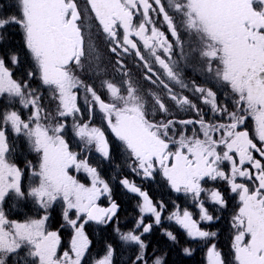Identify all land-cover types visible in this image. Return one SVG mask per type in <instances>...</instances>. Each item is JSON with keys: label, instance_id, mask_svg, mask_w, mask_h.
<instances>
[{"label": "snow or ice", "instance_id": "obj_1", "mask_svg": "<svg viewBox=\"0 0 264 264\" xmlns=\"http://www.w3.org/2000/svg\"><path fill=\"white\" fill-rule=\"evenodd\" d=\"M153 2L158 7L154 8ZM153 2L88 0L94 19L107 35L109 50L117 56L129 53L137 56L146 68L145 79L153 84L158 82L176 106H188L199 114L200 110L187 96L174 92L165 80L157 76L142 54L138 41L133 39L138 37L143 42V48L148 49L164 70L168 81L179 84L181 88L188 87L175 70L178 65L172 60L175 47H179L180 54L184 55L178 24L162 0ZM167 4L180 17L179 27L195 41L196 47L189 44V48L203 61L204 71L231 90L234 101L233 110L229 111L227 106L217 104L216 94L211 89L192 83V90L201 94L203 102L210 104L213 112L221 116L227 114V123H210L202 117L197 121L150 120V112L158 110L169 114L164 99L138 88L130 79L121 80L119 86L104 79L97 62L93 65L95 74L101 77V87L111 97L110 102L102 99L95 88L85 84L73 71V68L83 71L84 64L91 63L93 59L99 61V57L94 55L96 49L90 37L86 47L85 33L90 29L85 25V16L77 0H15L9 5L16 8L15 14H0V32H7L13 26L22 29L24 45L36 69L27 75L31 78L38 73L43 84L55 91L60 117H75L81 112L75 90L84 88L91 96V101L85 97V103L90 105V114L91 106L98 104L103 119L123 142L144 176L151 177L153 172L160 171L177 192L192 193L197 199L202 192H207L211 201L221 208L227 207L224 193L218 189H205L202 182L206 178L226 181L231 192L238 194L240 202L232 218V226L236 230L231 245L234 264H264V0H167ZM150 12L162 14L174 40H169L156 26ZM138 14L142 19L134 23ZM6 58L13 65L20 62L16 54L0 56V96L19 97L20 103L24 107L31 106L34 113L27 121L17 111L0 116V264H7L8 256L18 253L22 247L28 249L33 264H82L90 246L84 225L88 221L107 223L116 215L118 205L114 201L108 208L98 205L101 196L107 194L111 197L108 183L100 179L96 168L70 149L63 135V123L48 125L41 122L48 117L41 115L39 97L28 89L26 82L13 78ZM117 64L124 67L122 59L117 60ZM153 76L157 78L153 79ZM249 118L253 121L255 142L245 127ZM177 123L199 124L200 132L194 131L191 136L182 132L179 139L170 137L169 132L175 130ZM9 126L12 132L27 137L31 149L39 154L38 171L33 172L38 183L27 191L21 187V169L7 159ZM73 127L85 148L95 146L104 157L110 155L109 144L101 128L90 126V122L76 124L75 121ZM224 162L230 165L227 171L222 167ZM28 166L33 167L31 163ZM73 169H83L88 173L91 185L81 183L70 174ZM239 179L250 181L252 186L238 182ZM121 183L143 197L141 211L153 214L155 223L159 224L161 211L157 210L147 193L127 179ZM10 193L21 199L33 198L45 212L54 202L61 200L65 205L64 220L74 229L71 240L74 256L68 251L63 252V258L57 255L60 235L47 230L48 215L24 223L9 221L3 204ZM160 208L162 210V204ZM199 209L201 220L212 222L216 218L209 213L203 201L199 202ZM71 210H75V219L69 217ZM173 215L189 236L209 240L216 235L202 230L188 211L182 214L177 211ZM141 225V234L130 231L121 234L120 238L135 242L140 249L136 260L139 264H148L144 256L147 245L141 235L150 232L152 224H144L141 218L137 227ZM166 234L170 239H176L171 232ZM185 251L190 252L188 249ZM113 253L114 249L108 245L106 254L96 264H112ZM207 257L208 264H226L215 244L209 247ZM153 264L163 262L157 258Z\"/></svg>", "mask_w": 264, "mask_h": 264}, {"label": "flooded vegetation", "instance_id": "obj_2", "mask_svg": "<svg viewBox=\"0 0 264 264\" xmlns=\"http://www.w3.org/2000/svg\"><path fill=\"white\" fill-rule=\"evenodd\" d=\"M150 2H153V0H150ZM77 3L83 15L85 16L86 27L89 28L90 30L93 29V31L91 32L86 31L85 33L86 47L89 43L88 42L89 37L90 38L93 37L94 41L96 40V41H99L100 43L101 42L104 43V45L101 44L103 45V48L94 53L95 56L100 57L99 64L101 66V69L103 70V78L111 80L114 83H117L118 86L120 85L121 80L127 81L130 79L132 83L138 88L147 90L151 93H156L162 99H164L165 104L168 106L169 114H164L158 110L155 111L154 113L150 112L149 117H148L150 120L166 121V120L171 119L175 121H182V120L197 121L202 117L206 122H210V123H227L228 122L227 114H224L223 116H221L220 114L213 112L211 105L205 104L203 102L201 98V94L195 93L192 90L193 82H195V84L200 87L211 89L216 94V102L218 105L227 106L229 111L233 110L234 97H232L231 93H229V90L226 89L227 86L224 87L220 82H218L214 78L212 74L204 71L203 63L201 64V66H197V64L193 62L192 60L193 58L191 57L188 58V55L186 53H184V55L180 54L179 47L174 48L173 54H172V60L175 61L176 64L178 65V67L175 70L180 74L183 82L188 85L187 88H181L179 84H176L175 82H171L167 80V77L163 74L164 70L161 69L159 64L154 61V58L149 54L148 49L143 48L142 46L143 42L139 41L138 37H133V39L138 41V46L141 48L142 54L145 55V58L149 61L154 71L156 72L157 76H159L160 79L165 80V82L169 84V87H171L174 92L180 95H183V96H187L193 102V104L196 105V108L200 110L199 114H197V112L194 109L189 108L188 106H182V107L176 106L173 101L167 98L166 91L162 88V86L158 82L156 84H153L151 81L145 79V75L147 74L146 68L144 66V63L140 61L137 56H135L132 53L121 54L120 56H117V54L112 53L109 50L110 43L107 38V35L103 33L100 26L97 23H95L94 16L90 11V5L88 3L87 4L83 3V0H77ZM162 3H165V7H166V10L169 11V15H172L173 19L177 22L178 30L181 35V39L184 42V49L188 50L189 43L190 41L193 40V38L190 35H187L183 28L179 27L180 17L174 14L168 8L167 0H162ZM87 5L89 6V8L86 7ZM153 7L155 8L158 6L155 5L153 2ZM150 15L153 17L156 23V26L161 31L165 32V34L168 36V39L174 40L175 38L171 36L166 23L163 21L162 14L150 12ZM141 19H142L141 15L139 14L136 15L134 19V23H138ZM122 31L123 30L121 28L120 32L122 33ZM11 37L17 38L19 36L11 35ZM2 40H3V32L1 33V37H0V46H1ZM14 46L15 45H10L9 48L7 49L13 50L12 48ZM12 54L14 53H11V55ZM0 56H2L1 53H0ZM119 59L123 60V63H124L123 68H121V66L117 64V60ZM5 62H6V65L13 72V78L17 79L18 81L26 82L28 85V89L33 91L35 94L38 93L40 95V102L44 104V102L46 101V97H47V89L45 88L46 85L43 84V82L40 80L38 73L36 75H33L31 78H29L27 74L30 72V69L27 65L22 66V65H19V63L13 65L9 63L8 59H6ZM93 65H95V59L91 60V63L84 64V70L82 71L84 75V80L89 85H91L93 88L97 90L98 94L101 96L102 99H104L106 102H110L111 100L110 94L107 93V90L105 88L101 87V77H99L98 79H95L93 76L89 74V72H92V70H94ZM35 72H36V69H35ZM125 73H127V75H125ZM156 78H157L156 76H153V79H156ZM88 100L91 101L90 94H88ZM78 106L81 109L80 113L82 115L81 119L83 122H90V126L99 127L101 128L102 131H104L105 137L109 144L110 155L107 158L101 157L100 154L102 153L98 152L95 149V146H91L90 148H85L84 146L81 147L79 141L77 140L74 134L73 129L70 127H67L64 132V137L66 141H68L67 132H70L73 137L74 145H71L70 142L68 141L70 148L76 152L79 151L81 153H85L86 155L85 160L91 167H94V168H96V166L93 165L96 157L104 158L107 164L111 165V167L109 166L106 171V176L108 177V179H111V178L114 180L116 179L115 177L116 169L112 167V162L115 161L120 164L127 165L130 173H127V172L126 173L117 172V173L121 177L120 184L124 187L125 191L131 197L137 200L136 209L141 211V208L143 207V197H141L138 193L131 192L124 184H122L121 181L124 179H127L130 182L134 183L137 187L141 189V191L147 193L148 197L151 199L153 204L157 207V210L161 211V219H160L159 224L155 223V216L153 214L141 211L142 215L140 214L139 219L143 218V220L146 221L147 224H152L151 231L148 233H143L141 235L142 239L145 236L152 234V232L156 228H158L159 230H161L162 235H164L170 241V245H171L170 249L171 250L174 249L175 251H181V253H183L187 257V260L189 261L197 257H202L203 259L202 264H208V257H207L208 249L211 246V244H215L217 249L220 250L223 256L225 257L226 264H234L233 251H232L231 245H232L236 230L232 226V218L235 212L238 210L240 202H239L238 194L231 192L230 186L228 185V183L226 181L220 180L219 178L217 180H209L206 178V181L202 182L203 188L218 189L224 193L225 199L227 201V207L221 208L220 206L215 205L211 201L207 192H202L198 199L194 198L193 195L189 193H185L184 191L177 192L168 182L166 177L163 176L162 172L160 171L153 172V175L151 177L144 176L143 173L137 168V165L134 162V159L129 157V152L126 149L123 142L120 141L115 136L114 133H112L110 127L108 126L107 120L103 119V113L100 111L98 104L91 106V114L89 111L90 105L88 106V110H87L86 107L84 106L82 97H80L78 100ZM9 111H17L22 116L23 119L25 120L27 119L26 110L22 108L18 100L14 98H10L7 95L0 96V116H2L3 113L9 112ZM245 127L249 131L250 136L254 138V142H255V137L253 133L254 125H253V121L251 120V118H249V120L246 122ZM194 131L197 133L200 132L199 124L182 125V124L177 123L175 126V130L169 132V136L174 137L175 139H179V135L182 132L188 136H191ZM8 142H9V153L7 154V159L10 163L15 164L21 169L22 171L21 187H22L23 183L25 182L24 180L27 179L28 177L27 169H28L29 163L33 160V152L31 150V147H30V144L27 138L22 133L17 135L16 133L12 132L10 128L8 131ZM97 152L100 154H97ZM11 155H18V158L21 156L20 158H22V160L27 158V160H30V161L28 163H25V164L23 163V165H21V163H15V162L10 161ZM30 155H32V158H30L31 157ZM257 158H260L258 154H257ZM222 167L224 168L225 171H227L230 165L228 164V162H224ZM134 169L136 170L134 171ZM159 180L163 181V184H165L171 189V193L169 194L168 198H165L163 195L161 196V198H157L150 194V192H152V190L150 189L151 187H155L157 185L160 186ZM103 181L109 184L107 180H103ZM238 182L249 184L250 187L252 186V183L250 181L239 179ZM10 197L11 196L7 197L5 202ZM14 199L18 200V202L21 201L22 202L21 204H23L22 207H24V205L31 204V202H28V200H23L17 197H15ZM113 201L117 204L116 200L110 197V202H113ZM200 201H203L204 206L208 208L209 213L212 214L214 217H216L212 222L203 221L200 219V209H199ZM166 203L169 204V209H170L167 212H166L167 210ZM110 204L111 203L109 202L108 203H105L103 201L98 202V205L102 208L109 207ZM161 204L163 205L162 210L160 208ZM117 205H118V213L114 217V219L109 220L107 223H101V222L100 223L88 222V223H93L95 225H102L103 227H107V228L111 226H115V224L119 220L120 213L122 210V207L119 204ZM126 206L128 207V203L126 204ZM128 208H129L128 209V214H129V211H131L132 208L131 206ZM177 211H179L180 214H182L184 211L190 212L192 214V218L197 221L198 225L200 226L202 230L214 232L216 235L209 240L201 239V238H194L192 236H189L187 230L177 223L173 215ZM15 213H18L19 215H24V216L25 215L28 216L29 214L32 215L30 211H26V210L16 211ZM5 214H6V211H5ZM165 214H167L168 216V222H167L168 226L166 228L163 227V224H164L163 218L165 217ZM62 217H63V214H62ZM169 217H172V218L169 219ZM7 218L10 221H13L8 216ZM31 219H37V218H31ZM63 222L65 225H68L69 229L72 231V236H71V239L67 247L64 246L63 236H62L63 230L67 227H64L63 225H61L58 228L52 229V230L48 228L49 231H56L60 235V245L57 251L61 253L62 257H63V252L69 251L71 249V240H72V237L74 236V229L72 228V226L69 225L66 221H64V219H63ZM124 228H126V222L124 223V226L119 227L118 230L122 231ZM138 228L139 227L134 228V231H137ZM168 232H171L173 235H175L176 239L175 240L170 239L166 234ZM181 246H184V247L181 248ZM185 249L190 250V252H186ZM23 250H25L28 256V250L27 249H23ZM28 258L31 262L33 261L29 256Z\"/></svg>", "mask_w": 264, "mask_h": 264}, {"label": "trees", "instance_id": "obj_3", "mask_svg": "<svg viewBox=\"0 0 264 264\" xmlns=\"http://www.w3.org/2000/svg\"><path fill=\"white\" fill-rule=\"evenodd\" d=\"M15 0H0V14H15L16 8L9 7L10 4H14ZM2 33V32H1ZM23 32L21 28L18 26L11 27L7 32H3V40L1 41L0 53L2 56H5L7 53L8 56H11V53H14L20 57L19 65L28 66L30 71L35 72L34 62L31 59L30 53L26 49L23 40ZM17 34V35H16ZM11 35L19 36V37H11ZM22 35V36H21ZM10 45H15L12 49L9 50ZM7 59V58H6ZM67 138L71 145L73 144V137L70 132H67ZM31 156V157H30ZM28 157L32 158V155ZM21 157V156H20ZM18 158V155H11L10 161L15 163H28L30 160L25 158ZM96 169L98 170L101 178L103 180H107L109 182V188L111 189V197L116 200L117 204L122 207L120 217L115 226L111 227H103L102 225H95L93 223H88L84 226L85 233L88 236L90 241V246L88 252L85 254L82 264H95L96 261L101 259L106 254V249L108 245H111L114 249L112 263L113 264H139L136 260L137 255L140 254L139 246L136 244H129L120 238V233L116 228L124 226L126 222V227L128 229L134 230V226H132V221L136 220L138 217V211L136 209L137 200L131 197L124 189V187L120 184L121 177L117 172L121 173H130L127 165L120 164L118 162H112V167L116 169V179H108L106 176V171L108 165L104 158L96 157L94 164ZM160 186L151 187L152 192L150 194L154 197L161 198L163 195L165 198L169 197L171 193V189L163 184V181L159 180ZM130 196V197H129ZM22 202L15 200L13 197L8 198L5 202L4 209L6 211L7 216L13 221H26L31 218H39L42 215V211L38 210L35 205L27 204L22 207ZM128 203V207L131 206V211L128 214V207L126 204ZM132 204V205H131ZM30 205V206H29ZM29 206V207H28ZM167 211H169V204L166 203ZM30 211L32 215L24 216L15 213L16 211ZM15 213V214H14ZM63 214V206L57 204L52 210L50 214V218L48 220V228L50 230L56 229L59 226L63 225L67 227L63 230V242L64 246L67 247L69 241L72 236V231L69 229L68 225H65L62 218ZM164 224L163 227L168 226V216L165 214L163 218ZM68 229V230H67ZM144 243L147 245L144 256L148 261V264H153V261L157 258L161 259L163 264H202V257H197L191 261L187 260V257L181 253V251H175L174 249H170V241L162 235L161 230L156 228L152 234L145 236L143 238ZM184 246H181L183 248ZM174 250V251H173ZM176 256H175V255ZM175 256V257H174ZM7 264H33L31 262L25 252V250H20L18 253L12 254L7 260Z\"/></svg>", "mask_w": 264, "mask_h": 264}, {"label": "rangeland", "instance_id": "obj_4", "mask_svg": "<svg viewBox=\"0 0 264 264\" xmlns=\"http://www.w3.org/2000/svg\"><path fill=\"white\" fill-rule=\"evenodd\" d=\"M83 3H88V0H83ZM86 7H88L89 8V6L87 5ZM95 23H97L98 24V22L95 20ZM91 31H93V29L92 30H90L89 32H91ZM0 37H1V32H0ZM88 42H89V40H88ZM90 42L95 46V49H96V51H98V50H101L102 48H103V45H104V43H100L99 41H94V39H93V37H91L90 38ZM101 44H103V45H101ZM189 44H191L192 46H193V48H195L196 47V44H195V41L194 40H192V41H190V43ZM95 51V52H96ZM184 53H186L187 55H188V58L189 57H191V58H193L192 60H193V62L194 63H196L197 64V66H201V64L203 63V61L201 60V59H199L198 58V56H197V53L195 52V51H193V50H190V48H189V46H188V50L187 49H184ZM100 58V57H99ZM99 61H100V59H99ZM99 61H96L95 60V64L98 62L99 63ZM203 65H204V63H203ZM73 71L75 72V74L82 80V81H84V83L85 84H87V85H89L85 80H84V75H83V72L80 70V69H78V68H75V69H73ZM89 74L91 75V76H93L95 79H98L100 76H97L96 74H95V72H94V70H92V72H89ZM223 85V84H222ZM224 87H226L225 85H223ZM45 88L47 89V97H46V101L44 102V104H42L41 102H40V95L37 93L36 95L39 97V103H40V106H41V115H42V117H44V116H47L48 117V119L47 120H44V119H42V123H45V124H48V125H55L56 123H63L64 125H65V128H64V132H65V130H66V128L67 127H70V128H72L73 129V131H74V134H75V136H76V138H77V140L79 141V143H80V145H81V147L82 146H84L83 145V142L80 140V138L76 135V132H75V130H74V127H73V125H74V121H75V123L76 124H79V123H81V122H83L82 121V119H81V117H82V115H81V113H78V114H76V116L75 117H73V116H67V117H60L59 115H58V109H59V100H58V98H57V94L55 93V91L50 87V86H48V85H46L45 86ZM227 90H229V93H231V90L227 87L226 88ZM76 92H77V105H78V100H79V98L80 97H82V100H83V103H84V106L86 107V109L88 110V106H89V104H86L85 103V97L87 96L88 97V94L89 93H86V91H85V89L84 88H79V89H76L75 90ZM6 95V94H5ZM231 96L232 97H234L233 96V94L231 93ZM2 98H4V97H2ZM11 98H14V99H16V100H18L19 102H20V98L19 97H11ZM13 101H15V100H13ZM21 104V103H20ZM21 106H22V108L24 109V110H26V115H27V119H28V117L29 116H31V115H33V113H34V109L31 107V106H29V107H24V105L23 104H21ZM27 119H26V121H27ZM9 128H10V126H9ZM63 135H64V133H63ZM27 138V137H26ZM65 138V137H64ZM28 140V139H27ZM29 144H30V142H29ZM30 147H31V145H30ZM71 149V148H70ZM32 150V149H31ZM72 150V149H71ZM87 150V149H86ZM85 150V151H86ZM72 151H74V150H72ZM32 152H33V160L30 162L31 163V165L33 166V167H29L28 166V169H27V173H28V177H27V179H25L24 181V183H23V186H22V189L23 190H25V191H27V190H29L30 189V187H32V186H36V184L38 183V178L36 177V176H34L33 175V172H34V170L35 171H38V157H39V154L38 153H36V152H34L33 150H32ZM74 152H76V151H74ZM129 152V151H128ZM76 153H78V156H79V158H83V159H85L86 158V155H85V153H81V152H76ZM97 154H100V153H98L97 152ZM100 156L101 157H104L102 154H100ZM129 157L130 158H132L130 155H129ZM10 163V162H9ZM97 173H98V171H97ZM70 174H72V175H74L75 176V178L77 179V180H79L81 183H84V184H86V185H88V186H90L91 185V176L88 174V173H86L83 169H81V170H79V171H76V170H70ZM99 174V173H98ZM99 177H101L100 176V174H99ZM101 179V178H100ZM102 180V179H101ZM21 183H22V180H21ZM189 194H191V195H193L192 193H189ZM9 196H11V197H13V198H15V195L14 194H9ZM8 196V197H9ZM7 198V197H6ZM6 198H5V200H6ZM23 200H28V202H31L33 205H35V207L36 208H38V210H41L42 211V216L41 217H43L44 215H48V220H49V218H50V214H51V210L57 205V204H60V205H62L63 206V212H64V210H65V205H64V203L61 201V200H57L56 202H54L48 209H47V212H45V210H43L41 207H40V205L38 204V203H36L35 202V200L33 199V198H31V197H27V198H23ZM101 201H103V202H105V203H111L110 202V197L106 194V195H104V196H101L100 197V199L98 200V202H101ZM97 202V203H98ZM5 203V202H4ZM4 205L5 204H3V210H4V213H5V209H4ZM137 211H138V217H136V220L133 222L132 221V226H134L135 228L137 227V224L139 223V221L141 220V219H139V216H140V214L142 215V213H141V211L140 210H138L137 209ZM75 210H71V211H69V217L70 218H72V219H75ZM5 216H6V214H5ZM40 217V218H41ZM6 218H7V216H6ZM63 219H64V217H62ZM8 219V218H7ZM37 219H39V218H37ZM9 220V219H8ZM28 220H30V219H28ZM28 220H26V221H28ZM48 220L46 221V228H47V230H48ZM10 221V220H9ZM26 221H17V222H19V223H24V222H26ZM65 221V220H64ZM67 222V221H66ZM78 223H79V221H78ZM144 224H147V222L146 221H144ZM70 225V224H69ZM128 227L129 226H127L126 228H124L122 231H119V233H120V235L121 234H126V233H128V232H133V233H135V234H140L141 232H142V228H143V225H141L139 228H138V230L137 231H134V230H132V229H128ZM118 229V228H117ZM141 239H142V237H141ZM143 240V239H142ZM126 242V241H125ZM127 243H129V244H136L135 242H127ZM137 245V244H136ZM21 249H27L26 247H22ZM21 249H19V250H21ZM18 250V251H19ZM28 250V249H27ZM69 252V254L70 255H73L74 256V254L71 252V249L68 251ZM11 255V254H10ZM9 255V256H10ZM57 255L59 256V257H61V258H63L62 256H61V253H59L58 251H57ZM8 256V257H9ZM31 258V257H30ZM103 258V257H102ZM101 258V259H102ZM8 259V258H7ZM32 260H33V258H31ZM100 260V259H99ZM96 264V263H95ZM113 264V263H112Z\"/></svg>", "mask_w": 264, "mask_h": 264}, {"label": "water", "instance_id": "obj_5", "mask_svg": "<svg viewBox=\"0 0 264 264\" xmlns=\"http://www.w3.org/2000/svg\"><path fill=\"white\" fill-rule=\"evenodd\" d=\"M109 207H110V206H109ZM106 208H108V207H106ZM117 213H118V211H117ZM117 213H116V215H117ZM116 215H115V216H116ZM115 216H114V217H115ZM114 217H113L112 219H114ZM88 222L100 223V222H98V221H88Z\"/></svg>", "mask_w": 264, "mask_h": 264}]
</instances>
